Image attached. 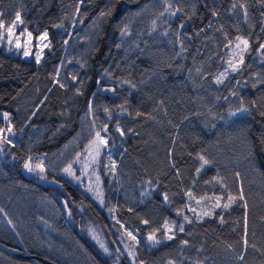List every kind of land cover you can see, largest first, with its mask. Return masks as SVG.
Masks as SVG:
<instances>
[{
  "label": "trees",
  "instance_id": "obj_1",
  "mask_svg": "<svg viewBox=\"0 0 264 264\" xmlns=\"http://www.w3.org/2000/svg\"><path fill=\"white\" fill-rule=\"evenodd\" d=\"M17 11L21 29L33 38L47 31L49 48L40 64L0 49V128L10 126L9 136L17 137L3 147L8 176L82 207L113 246L112 223L132 227L144 240L157 233L159 245L136 247L138 264H264V3L0 0L6 27ZM237 37L248 40L247 50L236 48ZM72 55L65 71L81 62L85 66L75 72L84 75L79 85H63L58 69ZM92 101L107 123L99 164L104 209L59 174L49 172L48 178L60 188L40 184L23 169L29 156L35 161L59 151ZM240 108L247 111L237 113ZM36 130L43 137L32 144ZM200 155L210 161L203 168ZM229 194L237 200L225 209ZM217 196L221 207H215ZM169 229L171 240L165 238ZM72 235L96 264H111L78 227ZM0 244L30 257L0 250V264H65L12 238L0 235Z\"/></svg>",
  "mask_w": 264,
  "mask_h": 264
},
{
  "label": "rangeland",
  "instance_id": "obj_2",
  "mask_svg": "<svg viewBox=\"0 0 264 264\" xmlns=\"http://www.w3.org/2000/svg\"><path fill=\"white\" fill-rule=\"evenodd\" d=\"M14 32L16 35L12 38V43H9L6 34L0 39V49L18 55L22 59L32 60L36 64H40L49 48L48 38L47 40H42V35L38 38H33V36L28 37V32L21 29V24H18ZM21 33H23L22 36L20 35ZM16 36H20L19 42L22 47L19 49L16 48ZM85 41H91V36H86ZM25 44H27L30 53L27 57L23 54V46ZM87 49L88 43L84 46V50ZM38 53L40 54L39 62L35 59ZM69 59H75V55L63 61L58 69L57 79L63 85H66L70 80H74L79 85L81 84L84 73L79 72L81 74L79 78L75 71L81 70L85 66V63L78 62L79 67L67 65L68 68L65 71L64 68L69 62ZM92 103L93 101L90 103L88 110L80 118V128L59 151L44 154L37 161L38 163L31 161L33 165H44V175L47 179L39 178L38 169L36 172H29L23 169L28 176L40 184L58 188L61 185L55 180L49 179L48 173L59 174L77 185L99 208L104 209L105 200L99 164L103 148L107 146V143L100 145L99 155H97L96 143L93 142L90 144L89 142L93 141L96 132H100L107 141V132L103 131L107 123L105 122V118L102 119V117L97 115ZM110 115L108 114L106 118L109 119ZM3 134L12 140V144L17 142V137H10L9 134L12 133H8L7 130ZM42 137L43 132H38V130L34 131L32 134V144H35ZM5 145L7 144H4L3 147ZM107 155L110 159H113L109 147H107ZM11 160L17 162L16 158L13 159L12 157L10 158ZM111 162L112 165L110 168L113 167L114 162L115 167L113 168L115 171L117 169V163L115 161ZM2 164H9L4 152L0 153V208L3 209V212H0V235L5 238L15 239L24 248L27 245L31 246L45 252L51 257H55L65 264H96L93 258L77 242L74 235H72L74 227H78V231L85 234L97 250L110 260L111 264H123L124 260L127 264H138L136 247L140 242H143L147 250L150 248L149 245L153 247L159 245L160 238L157 233H153L155 240H149L148 237L144 240L139 232L132 227L121 223L118 225L112 223L113 246L108 240L103 228L94 222L82 207H78L77 209L74 204L67 206L66 202L59 195H48L43 190L41 192L38 189L40 188L39 186L19 185V183L8 176ZM69 164H71L74 173L72 176H69L63 171ZM69 212H71V215H69ZM105 213L116 220L110 208ZM9 220L12 221L11 224L8 223ZM129 232L132 233V236L128 235ZM169 235H172V231H169L165 238ZM133 236L135 239L132 238ZM101 244L104 245V248H107V252L104 251ZM235 258L238 261L242 259L241 256L237 255Z\"/></svg>",
  "mask_w": 264,
  "mask_h": 264
},
{
  "label": "snow or ice",
  "instance_id": "obj_3",
  "mask_svg": "<svg viewBox=\"0 0 264 264\" xmlns=\"http://www.w3.org/2000/svg\"><path fill=\"white\" fill-rule=\"evenodd\" d=\"M261 2L264 3V0H261ZM170 7H171V6L169 5L167 8H165V12L169 11V10H170ZM232 7L235 8L236 5L233 4ZM77 11H78V9H77ZM174 14H175V13H173V15H174ZM212 14H213V15H217L218 13L215 12V11H213ZM103 15H104V13L102 12V13H101V16H103ZM161 15H163V13H161ZM245 15H247V9H246V8H245ZM23 23H24V21H23L22 18H21V13H20L19 11H17V12L15 13V18L11 21V24H10L9 26L6 27L5 24H4V22H3V19H2V13H0V39H2V38L5 36V34H6L7 37H8V41H9V43H12V38L16 35L15 32H14V29L18 26V24H23ZM153 25L155 26V21H153ZM56 27H62V25H56ZM126 30H127V26L125 27V31H126ZM262 31H264V29H262ZM122 34H123V33H122ZM20 35L22 36L23 33H21ZM27 35H28V37H31L32 34L29 32V33H27ZM47 38H48V33H47V31H45V32L42 34L41 39H42V40H47ZM237 40L240 41V43H237V44H236V48H237V49H240V48H241V44H242V45H243V49H244V50H247L248 45H249L248 40H247V39H243V38H241V37H237ZM16 41H17V42H16V48H18V49L21 48L22 45H21V43L19 42V41H20V36H16ZM65 43H67V41H65ZM23 47H24V53H23L24 56H26V57L29 56L30 53H29V50H28L27 44H25ZM45 47H47V45H45ZM118 47H119V45H118ZM260 49H264V44H261V45H260ZM35 59H36L37 62L40 61V54H39V53L36 55ZM239 64H240V65L243 64V51L240 53ZM230 67L232 68V71H234V72L239 70L238 67H237L236 65H231V64H230ZM221 75H224V74L221 73ZM73 79H75V77H73ZM125 83H129V82H128V81H125ZM216 83H223V81H222L221 79L217 78ZM132 86L135 87V85H132ZM61 87H63V85H61ZM111 90H112V91H115V89H111ZM243 111H247V109H244V108L237 109V113H239V112H243ZM2 115H3V118H4L5 120H8V119H9V114H8V113L5 112V113H3ZM139 115H141V113L137 112V116H139ZM231 115H236V113H232ZM4 131H5V129L0 128V153L3 152V145H4V144H9V145L12 144V140L9 139L7 135H4V134H3ZM103 131H104V132H107V125H105ZM117 131L120 132L121 135H123V131L120 129L119 124H117ZM129 131H131V129H129ZM7 132H8V133H11V132H12V128H11L10 126L7 128ZM93 142L96 143V154L99 155V147H100V145H102V144H106L107 141L104 139V137L101 135L100 132H96V133H95V136H94V138H93V141H90L89 143L91 144V143H93ZM78 155H79V154H78ZM13 159H15V157H13ZM32 159H33V158H32L31 156H29V157L24 161V163H23V168L26 169V170L29 171V172H36L37 169H38V170H39V171H38V176H39V178H40V179H47V177L44 175V173H45V167H44V165H43V164H36V165H33V164L31 163ZM199 159L202 161L201 168H203L204 165H207V164L210 163V161H209L208 159H206L203 155H200V156H199ZM113 167H115L114 162H113ZM173 167H175V165H173ZM63 171H64L66 174H68L69 176L74 175L71 164H69L68 167L64 168ZM199 171H200V169H197V172H199ZM177 175H179L178 172H177ZM237 175H238V174H237ZM188 195L191 196V192H189ZM167 198H168V197H167V194H165L164 199L167 200ZM215 199H216V201H217L215 207H221V205H220V203H219L221 197H220V196H217V197H215ZM236 200H237V197H234V196H232L231 194H229V196H228V201H229V202H228V203H225V204L223 205V208H225V209L229 208L230 204L236 202ZM239 200H241V201L244 200V196H243L242 191H241V193H240V195H239ZM198 202H199V201H198ZM246 206H247V205H246V201H245V207H246ZM0 212H3V209H2V208H0ZM69 215H71V212H69ZM205 215H211V213H205ZM184 219L187 220L188 218L185 217ZM8 223L11 224L12 221L9 220ZM143 223H144V224H148L149 222H148L147 220H144ZM165 227H167V221L165 222ZM156 231H158V229H157ZM169 231H171V229H169ZM179 231H180V232H183V231H184V226H183V224H180V225H179ZM128 235H129V236H132V233L129 232ZM132 238L135 239L134 236H133ZM173 238H174V233H173L172 235H169V236L167 237V239H169V240H171V239H173ZM148 239H149V240H155V236H154V234H150V235L148 236ZM182 243H183V244H187L188 242H187V241H182ZM245 243H247V241H245ZM101 247L104 248V245L101 244ZM104 251L107 252V251H108L107 248H104ZM142 264H143V262H142Z\"/></svg>",
  "mask_w": 264,
  "mask_h": 264
},
{
  "label": "water",
  "instance_id": "obj_4",
  "mask_svg": "<svg viewBox=\"0 0 264 264\" xmlns=\"http://www.w3.org/2000/svg\"><path fill=\"white\" fill-rule=\"evenodd\" d=\"M0 250L4 251L10 255L16 256V257L30 258L28 255H23V254L19 253L18 251L14 250L12 248H9L3 244H0Z\"/></svg>",
  "mask_w": 264,
  "mask_h": 264
},
{
  "label": "built area",
  "instance_id": "obj_5",
  "mask_svg": "<svg viewBox=\"0 0 264 264\" xmlns=\"http://www.w3.org/2000/svg\"><path fill=\"white\" fill-rule=\"evenodd\" d=\"M35 160H36V161H38V160H39V158H35Z\"/></svg>",
  "mask_w": 264,
  "mask_h": 264
}]
</instances>
